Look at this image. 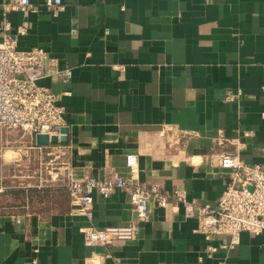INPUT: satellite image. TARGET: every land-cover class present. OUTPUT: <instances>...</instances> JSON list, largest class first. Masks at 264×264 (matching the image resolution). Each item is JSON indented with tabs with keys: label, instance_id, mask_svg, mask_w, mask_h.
I'll use <instances>...</instances> for the list:
<instances>
[{
	"label": "crops",
	"instance_id": "1",
	"mask_svg": "<svg viewBox=\"0 0 264 264\" xmlns=\"http://www.w3.org/2000/svg\"><path fill=\"white\" fill-rule=\"evenodd\" d=\"M14 1L0 0V21ZM30 2L36 13L8 15L10 34L27 24L18 48H43L57 71H70L66 81L38 82L64 110L68 134L56 146L68 182L125 177V157L135 155L139 182L215 209L228 173L217 164L223 152L264 164V0H62L56 15ZM23 209L0 206V264H264L263 236L242 232L207 258L208 246L229 237L206 241L198 218L173 203L151 204L149 221L136 223L120 190L93 194L91 219L70 193L62 211ZM131 223L130 240L84 242L87 228Z\"/></svg>",
	"mask_w": 264,
	"mask_h": 264
},
{
	"label": "built area",
	"instance_id": "2",
	"mask_svg": "<svg viewBox=\"0 0 264 264\" xmlns=\"http://www.w3.org/2000/svg\"><path fill=\"white\" fill-rule=\"evenodd\" d=\"M43 6L53 15L64 7L62 0H43ZM0 21V132L21 130L30 137V144L36 150L43 148L35 145L36 135L60 137L64 127V110L57 104L58 96L38 82L44 78L67 80L69 70L57 71L55 61L49 53L40 47L18 48V37L27 33L28 25L17 26L14 34L8 15L36 13L37 8L30 0H15L1 6ZM227 102L233 100L227 96ZM222 139V137L220 138ZM60 145V144H55ZM218 166L228 171L223 192L215 209L208 206L196 207L190 203L183 190L167 192L156 184L139 182V167L135 155L125 157L127 175L113 176L98 180L88 176L83 179H70L68 190L76 211L92 218L93 194L104 199L116 190L127 192L130 197L136 223L148 222L150 205L164 209L169 203L182 206L185 218H198L199 225L195 233L204 236L206 241L229 237L226 243L208 246L204 251L211 258L219 249H232L239 242V236L246 232L252 236L264 237V164L245 163L237 152H223L217 161ZM4 188L0 187V193ZM135 227L133 223L118 228L103 230L87 228L84 230V242L88 247H105L115 240H130ZM202 256L198 258L201 262Z\"/></svg>",
	"mask_w": 264,
	"mask_h": 264
},
{
	"label": "rangeland",
	"instance_id": "3",
	"mask_svg": "<svg viewBox=\"0 0 264 264\" xmlns=\"http://www.w3.org/2000/svg\"><path fill=\"white\" fill-rule=\"evenodd\" d=\"M31 148L23 131L0 132V206L20 212L26 204L33 211H62L69 198L66 158L56 145L41 151ZM38 185L41 188L34 189Z\"/></svg>",
	"mask_w": 264,
	"mask_h": 264
},
{
	"label": "water",
	"instance_id": "4",
	"mask_svg": "<svg viewBox=\"0 0 264 264\" xmlns=\"http://www.w3.org/2000/svg\"><path fill=\"white\" fill-rule=\"evenodd\" d=\"M68 134V128L63 127L60 129V137L52 136L49 138L47 135H36L35 145L37 147H48L50 144H64L66 142V136Z\"/></svg>",
	"mask_w": 264,
	"mask_h": 264
}]
</instances>
